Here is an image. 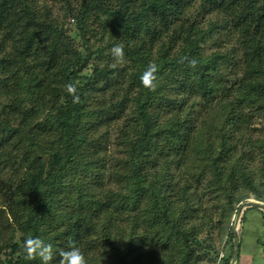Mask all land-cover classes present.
Returning <instances> with one entry per match:
<instances>
[{"label": "trees", "instance_id": "16d2710c", "mask_svg": "<svg viewBox=\"0 0 264 264\" xmlns=\"http://www.w3.org/2000/svg\"><path fill=\"white\" fill-rule=\"evenodd\" d=\"M79 2L77 12L67 8L83 44L90 45L97 35L95 24L103 41L110 35L112 47L123 46V60L112 56L106 66L89 65L91 51L83 55L68 27L50 19L35 0H0V193L10 199L5 211L15 226L8 231L0 222V264H40L26 255L24 240L39 236L46 241L48 229L60 221L73 227L70 243H76L83 225L72 209H85L83 204L75 208L88 194L84 177L96 182L106 169L119 185L108 191L107 199L115 200L114 209L129 214L124 234L104 233L111 260L130 264L133 249L156 239L164 246L171 238L177 251L173 264L200 263L207 255L201 259L195 254L213 248L203 247L198 238L202 224H188L191 217L216 210L215 200H221L224 223L217 228L225 230L231 254L218 264H229L234 212L251 196L264 203V182L251 179L245 158L255 160L254 151H264V141L261 147L255 140L264 126H248L249 111L264 113V0ZM197 4L190 16L188 10ZM208 13L211 17L205 19ZM148 15L157 28L147 33ZM220 32L235 34L234 56L201 52L206 40L221 45ZM230 65L235 71L227 69ZM89 66L91 73L84 75ZM150 67L154 78L146 85L142 77ZM68 85L76 91L69 93ZM99 92L113 99L121 94V101L104 103L103 96H96ZM74 95L79 99L74 101ZM128 103L130 123L123 122L114 139L123 152L118 156L110 149L103 121L109 122L107 112L120 114ZM86 116L94 118V124L84 133ZM189 161L198 170L193 180L201 184V193L192 192L190 199L179 202L173 193L181 166ZM14 168L19 180L9 176ZM237 178L243 180L241 190ZM66 201L70 205L64 209ZM246 210L258 211L264 225L263 211ZM0 212L3 216L4 210ZM81 218L92 222L89 213ZM138 226L144 233L135 230ZM238 234L240 252L239 229ZM214 254L210 259L216 262L219 255Z\"/></svg>", "mask_w": 264, "mask_h": 264}, {"label": "rangeland", "instance_id": "374dc122", "mask_svg": "<svg viewBox=\"0 0 264 264\" xmlns=\"http://www.w3.org/2000/svg\"><path fill=\"white\" fill-rule=\"evenodd\" d=\"M35 3L39 8H43L49 11L51 15L50 19L56 20L59 24L62 23L66 27H68V34L71 36V39L75 43L76 47H78L79 51L81 50L83 55L87 56L90 51L93 52H90L92 56L89 59V65H93L96 63L100 66H106V62H108L109 60L111 61L112 37L108 35V39L103 41L102 34L99 33V27L97 25L92 24V29H94L93 32L97 35L94 38L90 39V45L83 44L81 34L76 29L74 19L69 16V10L67 8L72 7L74 13L77 12L79 10V0H69L68 3H65L61 0H35ZM197 6L198 4L193 6V8L191 9L192 12L188 10L190 16H193L195 14V12L197 11ZM151 17L152 15H148L146 19L148 21L149 26L148 30L145 31L147 33L150 30L154 31L157 28L156 21H153ZM204 17L205 19H210L211 13L205 14ZM197 20L199 21V19ZM108 21L109 19H106V22ZM202 26H204L203 23ZM218 34L221 38L224 39L221 45L219 46V42H217L216 40H206L204 43L200 44L201 52L207 53L210 51L218 50L222 51L223 53L228 52L230 53V55L234 56L238 50L235 46V43L237 42L235 34L228 33L227 36H225L224 32H220ZM104 46L107 47V49L103 50L102 48ZM87 48L89 50H87ZM101 49L103 53L101 51V54H99L98 51H100ZM227 69L230 72H233L235 71L236 66L233 67L230 65ZM90 73L91 66H89V68L83 74L89 75ZM96 96H103L106 99L104 103H108V101L112 102L113 99L112 95L110 96V94H107L106 92H99ZM113 100L119 103L121 101V94L116 95L115 99ZM90 107H94V105L90 103ZM131 110V105L128 103L127 106H121V111H118L120 112V114L115 112H107V115H110L109 122L103 118V122H106L108 127L107 131L105 132L111 137L110 149H112V151H114V153L118 156H122L123 152L120 146H114L116 144L114 142V139L121 130L119 128L120 125L123 127L122 123H126V121L130 123L128 117L130 116ZM249 113L252 114V118L249 119L248 126L250 125L252 127H256L257 130H260L264 126V113L258 112V110L256 109L251 112L249 111ZM102 116L104 117L105 115L103 114ZM194 117H197V114H194L192 118ZM101 119L102 118H98V120ZM83 121L85 122V127H82L83 132L86 133L87 129L90 128L91 124H94V118L86 116ZM257 139H259L260 145V142L264 141V132L257 134L255 136V140ZM46 141L48 142L49 139H47ZM260 146L263 147L262 145ZM160 150L163 151V155L167 154V149L164 147V144L160 146ZM254 155L256 157L255 160L252 157H245L246 163L248 164L246 167V172L250 173L251 179L253 178L255 182L262 184L264 182V177H262V172L264 173V164L262 161V159H264V151H262L261 154H257V151H254ZM170 157L175 158L173 156ZM192 162L193 161H189L188 163H185L186 165L181 166L180 169V179L178 180L179 182L177 184V190L176 193H173L178 196L176 200H178L179 202L185 199H190L192 196V192H194V195H196L197 193H201V184H196V182H194L193 180V175L198 170L194 171L191 165ZM181 164L184 163L181 162ZM259 171L262 172L259 173ZM189 172L191 173V175L189 174ZM104 174V177H102L96 182L91 180L90 176L84 177L86 182L85 189L87 190L88 194L85 197L86 200L75 203V208L80 207L81 204H83L85 206V209L83 211L72 209L76 212V218H79L80 224L83 225V233L80 237H78L75 245L78 246L84 253L86 264H117L115 261L111 260L113 256L111 258L109 245L108 242H106L107 237L104 235V233L109 234L110 232L113 233L117 231H122V234H124L128 226L126 219L129 214L125 212L126 209H121V207L114 209L112 207V203L114 205L115 200H113V202L112 199H107V196L109 194L108 191H112L115 185L117 188L119 187L117 179L115 177H111L107 169L104 171ZM12 175L14 176V178L19 180L20 175L19 171L16 172V168L12 169L9 176L13 177ZM170 176L174 177V175L172 174ZM206 177H208V175H206ZM237 180V185L239 184V190H241V183L243 180H241V178H237ZM78 181H81V178L79 176ZM82 196L84 197V195ZM94 196L95 200L92 201V198ZM247 200L254 199L251 196ZM194 201L195 200H193V202ZM215 201L216 202L214 207L216 208V210L207 213L205 216L195 215V218L191 217L188 224L189 227L194 226L196 223L202 224L203 226L199 227V229H201V233L199 234L198 238L202 243L203 247L212 246L211 248H213L211 252L201 251L200 253L197 252L195 254L201 259H203L205 254L207 255V257H204L205 259L198 264H218L219 261L223 262V257H227L231 254L228 245L225 244L227 241L225 230L220 232V230H218L217 228L218 225L221 224L223 226L222 223H224V220L221 216L223 203L221 200ZM9 203L10 199L0 193V209L4 210L3 216L0 212L1 226L5 225L8 228V231H11L15 226L12 225L11 219L5 211V208H7V205ZM66 205L69 206L70 204L66 201L64 209ZM203 205H205V203H203ZM244 210L241 213L242 218L240 217L241 220H243V224L239 220V223L237 225L240 231V235L242 237V243L240 245L239 258L236 264H264L263 216L255 210H246L245 212ZM70 211V209H67V212ZM84 213L90 214L92 218L91 224L84 223V221L81 220V217L84 215ZM234 215H236V211L234 212L229 224V227L232 228V232L234 230L235 223ZM182 218H184V215L182 216ZM97 223H99V225H97ZM135 230L137 232L143 231L142 233H144L145 231L142 226L135 227ZM13 231H15V228ZM47 236L48 239L46 241L53 245L54 251L58 252L59 250H66L68 245L70 244V239L73 236V227L70 226L67 222L60 221L56 226L48 229ZM223 247L225 251L222 252ZM174 248L175 244L171 238L167 245L164 246L162 242L156 239L155 244L140 246L138 248L133 249L134 255L131 259L130 264H148V262L149 264H173V261L176 259L177 254V251H175ZM214 251H217L219 255L216 262L212 260L213 258L210 259L215 255ZM195 255L194 257L197 258ZM57 258L60 257L57 255L53 261V264L56 263Z\"/></svg>", "mask_w": 264, "mask_h": 264}, {"label": "clouds", "instance_id": "9594fccd", "mask_svg": "<svg viewBox=\"0 0 264 264\" xmlns=\"http://www.w3.org/2000/svg\"><path fill=\"white\" fill-rule=\"evenodd\" d=\"M111 54L114 58L123 60L124 50L122 45H114L111 49ZM154 68L150 67L142 77L143 82L148 85L151 83ZM68 92L74 93L75 87L68 85ZM74 101L78 100V96H73ZM24 251L30 259L38 258L40 264H53L55 257H60L59 264H86L85 255L82 250L70 243L66 250H59L58 252L53 250V245L39 236H27L24 240Z\"/></svg>", "mask_w": 264, "mask_h": 264}, {"label": "water", "instance_id": "95a60500", "mask_svg": "<svg viewBox=\"0 0 264 264\" xmlns=\"http://www.w3.org/2000/svg\"><path fill=\"white\" fill-rule=\"evenodd\" d=\"M255 208L257 210L263 211L264 212V203L261 202H257L254 200H248L244 203H242L238 210L236 211V215H235V223H234V230H233V255L231 258V261L229 264H235L236 260L238 259V255H239V234H238V223L241 217V213L244 209L246 208Z\"/></svg>", "mask_w": 264, "mask_h": 264}]
</instances>
